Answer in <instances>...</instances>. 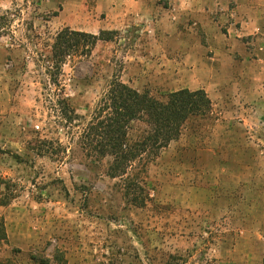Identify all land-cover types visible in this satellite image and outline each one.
<instances>
[{
    "label": "rangeland",
    "instance_id": "rangeland-1",
    "mask_svg": "<svg viewBox=\"0 0 264 264\" xmlns=\"http://www.w3.org/2000/svg\"><path fill=\"white\" fill-rule=\"evenodd\" d=\"M157 2L120 21L126 0H0V175L13 193L0 204V264H264V25L214 56L212 28ZM64 27L115 32L55 67ZM115 78L159 99L186 88L209 100L122 177L81 137ZM146 129L132 121L127 137Z\"/></svg>",
    "mask_w": 264,
    "mask_h": 264
},
{
    "label": "trees",
    "instance_id": "trees-1",
    "mask_svg": "<svg viewBox=\"0 0 264 264\" xmlns=\"http://www.w3.org/2000/svg\"><path fill=\"white\" fill-rule=\"evenodd\" d=\"M114 32L101 29L93 34L68 27L60 29L51 46L53 65L59 66L72 51H80L82 56H87L97 41H111ZM61 100L58 102L61 103V115L69 123L75 122L79 116L64 99ZM208 104L209 100L201 89L190 91L182 88L159 99L146 91L139 92L115 78L86 123L81 133L82 142L94 155L110 156L108 174L122 177L132 164L141 163L146 156L156 155L161 148L176 139L187 117L203 114ZM136 120L145 122L147 129L138 139L131 140L127 137V129ZM139 178L138 174H133L124 181L132 186ZM129 186H126V190ZM9 188V181L0 175V192L1 189L8 191V195L0 199L1 205L7 204L13 197ZM138 193L141 196V192Z\"/></svg>",
    "mask_w": 264,
    "mask_h": 264
},
{
    "label": "crops",
    "instance_id": "crops-1",
    "mask_svg": "<svg viewBox=\"0 0 264 264\" xmlns=\"http://www.w3.org/2000/svg\"><path fill=\"white\" fill-rule=\"evenodd\" d=\"M126 1L130 7L120 11V21L125 18L142 20L150 16L153 9H163L157 0ZM169 4L175 7L176 15H186L194 24L198 22L212 28L210 39L207 40L214 43V56L220 52L225 55L233 53L231 42L238 43L244 34L258 37L264 25V0H169ZM190 52L187 50L186 56Z\"/></svg>",
    "mask_w": 264,
    "mask_h": 264
}]
</instances>
